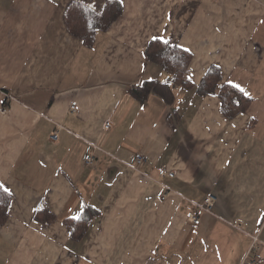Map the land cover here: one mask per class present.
Returning <instances> with one entry per match:
<instances>
[{"label":"crops","instance_id":"crops-1","mask_svg":"<svg viewBox=\"0 0 264 264\" xmlns=\"http://www.w3.org/2000/svg\"><path fill=\"white\" fill-rule=\"evenodd\" d=\"M106 1L0 0V184L12 192L0 264H245L254 235L247 262L264 259V0H117L118 19L85 46L64 12ZM153 40L191 54L188 86L147 57ZM211 67L251 99L245 113L228 120L196 92ZM152 81L172 87L170 103L134 92ZM86 207L98 214L73 235Z\"/></svg>","mask_w":264,"mask_h":264},{"label":"trees","instance_id":"trees-1","mask_svg":"<svg viewBox=\"0 0 264 264\" xmlns=\"http://www.w3.org/2000/svg\"><path fill=\"white\" fill-rule=\"evenodd\" d=\"M121 12L122 7L117 0H107L99 12L80 3H70L64 12L63 19L68 32L73 37L81 40L85 46L92 47L96 34L109 28L118 19ZM145 54L151 61L161 65L169 74V82L172 86L189 85L184 76L191 62V54L172 47L169 43L165 45L158 40H153L148 44ZM134 92L143 97L153 92L168 103L173 100L172 87L158 81L144 82L141 86L136 87ZM196 92L201 97L213 95L219 98L221 111L228 120L245 113L251 103V99L244 92L232 85L221 83V74L217 67H211L207 71L196 86ZM10 203L11 196L0 189V226L7 221ZM97 214V211L86 207L81 217L72 222L74 223L72 226L73 235L79 234L83 227L86 228ZM54 219V216L46 211L37 210L34 215V220L39 222L50 223ZM77 225H80L79 229H77Z\"/></svg>","mask_w":264,"mask_h":264},{"label":"built area","instance_id":"built-area-1","mask_svg":"<svg viewBox=\"0 0 264 264\" xmlns=\"http://www.w3.org/2000/svg\"><path fill=\"white\" fill-rule=\"evenodd\" d=\"M72 111H75V107L71 108ZM112 127V122L111 119H107L103 125L104 130H109ZM61 128H57L50 136V140L55 143L58 140L59 136V131ZM93 146V145H92ZM94 147V146H93ZM95 148V147H94ZM85 164L87 165H92L93 163V157L91 155H86L84 158ZM135 163L131 168H133L135 171L138 170V168L145 163V156L142 155L141 153L136 154L135 156ZM160 177H169L173 178L175 176L174 171L166 169V168H161L159 169L158 172ZM216 198L213 195H210L204 199V201L201 204H194L196 212L189 215L187 217L188 221L192 223L194 226H198L200 223V220L198 218L197 213L199 212H210L213 204L215 203ZM252 239V244L251 248L249 250V254L254 251L257 252V245H258V239L257 236H251ZM253 252V253H254ZM249 254L247 255V258H245V264H264V259H254L253 261L247 262ZM244 262V261H243Z\"/></svg>","mask_w":264,"mask_h":264},{"label":"snow or ice","instance_id":"snow-or-ice-1","mask_svg":"<svg viewBox=\"0 0 264 264\" xmlns=\"http://www.w3.org/2000/svg\"><path fill=\"white\" fill-rule=\"evenodd\" d=\"M163 43L166 45L168 42L165 40L163 41ZM233 87L239 88L238 85H232ZM0 189H2L4 191L5 194H7L8 196L12 195V192L9 188H7L6 186H4L3 184H0ZM80 217H73V219H79Z\"/></svg>","mask_w":264,"mask_h":264}]
</instances>
